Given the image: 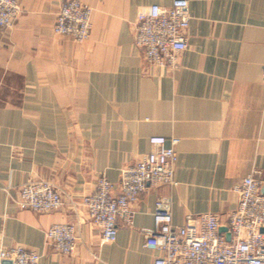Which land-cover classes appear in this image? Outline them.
<instances>
[{
    "label": "crops",
    "instance_id": "crops-1",
    "mask_svg": "<svg viewBox=\"0 0 264 264\" xmlns=\"http://www.w3.org/2000/svg\"><path fill=\"white\" fill-rule=\"evenodd\" d=\"M63 1L19 0L18 19L0 28V247L35 249L40 264H152L158 197L171 198L177 224L213 212L225 225L235 185L264 173V0H189L177 69L149 63L134 41L138 13L173 0H81L92 9L82 42L54 30ZM154 135L180 139L177 184L150 185L132 223L102 243L82 197L100 173L117 183ZM40 178L62 190L60 209L19 207L20 187ZM66 221L77 225L72 254L46 238Z\"/></svg>",
    "mask_w": 264,
    "mask_h": 264
},
{
    "label": "built area",
    "instance_id": "built-area-1",
    "mask_svg": "<svg viewBox=\"0 0 264 264\" xmlns=\"http://www.w3.org/2000/svg\"><path fill=\"white\" fill-rule=\"evenodd\" d=\"M19 0H0V28L11 26L21 14ZM92 9L81 0H64L58 9L54 30L76 41L86 40L92 29ZM191 19L189 0L170 5L153 3L138 13L135 44L149 63L177 69L179 56L188 47ZM264 79V65H263ZM180 139L162 135L150 138L151 149L120 171L117 183L100 173L95 189L82 197L101 242L117 239L119 221L131 224L135 204L150 185L177 184L175 167ZM264 173L253 170L235 185L239 200L225 225L218 214H188L182 224L173 220L172 201L160 196L155 202L154 228L148 243L161 249L152 264H264ZM16 202L22 209L50 212L64 204L62 190L48 179H31L19 189ZM225 226L226 230H220ZM47 241L58 251L72 254L78 243L77 225L55 222L46 229ZM230 235L228 238L227 235ZM40 264L37 250L22 244L0 247V264Z\"/></svg>",
    "mask_w": 264,
    "mask_h": 264
},
{
    "label": "water",
    "instance_id": "water-1",
    "mask_svg": "<svg viewBox=\"0 0 264 264\" xmlns=\"http://www.w3.org/2000/svg\"><path fill=\"white\" fill-rule=\"evenodd\" d=\"M261 191H264V187L262 188ZM220 230H222V231L226 230V227L225 226H221ZM227 237L229 238L230 235L228 234ZM3 264H11V261L10 260H5V261H3Z\"/></svg>",
    "mask_w": 264,
    "mask_h": 264
}]
</instances>
